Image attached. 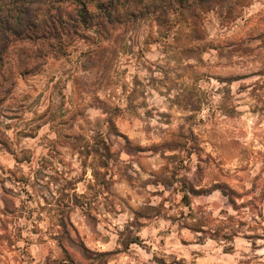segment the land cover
<instances>
[{
	"label": "rangeland",
	"instance_id": "374dc122",
	"mask_svg": "<svg viewBox=\"0 0 264 264\" xmlns=\"http://www.w3.org/2000/svg\"><path fill=\"white\" fill-rule=\"evenodd\" d=\"M201 8L86 29L64 4L54 37L32 42L12 24L0 264H264V0ZM183 179L201 189L189 204L203 233L179 224Z\"/></svg>",
	"mask_w": 264,
	"mask_h": 264
},
{
	"label": "trees",
	"instance_id": "16d2710c",
	"mask_svg": "<svg viewBox=\"0 0 264 264\" xmlns=\"http://www.w3.org/2000/svg\"><path fill=\"white\" fill-rule=\"evenodd\" d=\"M224 0H0V42L3 45L0 50V56L5 53L7 47L8 35L18 40L19 36L13 32L12 24L24 27V41L32 42L34 40L54 37L51 30L54 25L62 23L60 9L67 4L72 10L70 21L86 29L99 28L107 24L112 18L133 17L136 12L151 14L156 21L171 16H177L183 19L185 13L190 17H196L190 10L191 5L195 6V11L202 12L201 6L208 4L215 7ZM136 8H139L137 10ZM124 11V12H123ZM147 11H150L148 13ZM204 11V10H203ZM194 12V11H193ZM143 15V14H142ZM141 15V16H142ZM191 19V18H190ZM96 21V22H95ZM99 21V22H97ZM95 23V24H94ZM264 37V33L259 35ZM107 124V133L116 134L117 129L111 118L105 121ZM118 135V134H117ZM96 142V137L92 138ZM128 143V140L124 138ZM101 156L105 159L111 156V145L101 140ZM94 147L85 145L82 149L89 153ZM82 153V150H80ZM97 151V150H92ZM95 176V175H94ZM223 194L228 197L232 205L233 192L229 187H223ZM225 189V190H224ZM226 191V192H225ZM179 192L182 194V203L189 208V214L182 216V220H172L179 223L183 228H188L192 232L203 233V228L210 225L207 217L196 216L190 209L189 196H195L201 193L195 185L189 184L185 179L181 181ZM183 215V214H181ZM230 220V219H229ZM230 226V225H229ZM210 232L215 234L221 233L225 240H230L236 233V230L224 227L210 228ZM71 264V263H64Z\"/></svg>",
	"mask_w": 264,
	"mask_h": 264
}]
</instances>
